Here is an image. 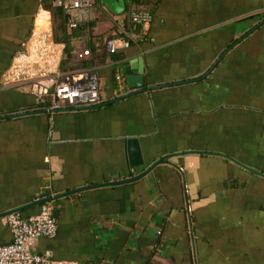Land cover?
Instances as JSON below:
<instances>
[{"label": "crops", "instance_id": "1", "mask_svg": "<svg viewBox=\"0 0 264 264\" xmlns=\"http://www.w3.org/2000/svg\"><path fill=\"white\" fill-rule=\"evenodd\" d=\"M138 7L152 9L147 26L93 0L71 56L92 55L103 101L53 110L34 86L52 89L67 56L51 13L43 0H0V212L94 184L49 200L57 232L32 250L66 264H264V0ZM112 36L127 43L101 60L99 38ZM34 43L55 71L13 74L15 55ZM87 43L94 52L81 54ZM136 56L143 80L132 86L123 61L135 74ZM130 138L143 159L133 168ZM4 215L0 243L12 240Z\"/></svg>", "mask_w": 264, "mask_h": 264}, {"label": "built area", "instance_id": "2", "mask_svg": "<svg viewBox=\"0 0 264 264\" xmlns=\"http://www.w3.org/2000/svg\"><path fill=\"white\" fill-rule=\"evenodd\" d=\"M53 3L62 8L68 30L75 29L92 19L93 0H53ZM151 19L152 14L146 9H138L130 13V21L142 27L147 26ZM122 43L127 41L122 40L120 36H112L106 39L105 48L109 53H113ZM88 52L89 50L85 48L82 49L81 54ZM14 58L12 73L23 75L24 79L34 80L46 76V72L55 71L50 52L42 43L23 46ZM24 63L27 66L22 69ZM34 65L41 68L34 72ZM34 86L40 89L38 100L41 103L48 100V104H45L47 109L87 107L99 105L103 101L97 74L89 68L67 72L61 79L55 80L52 89L38 82ZM4 221L12 233V240L0 243V264H66L64 261L52 258L46 251L40 252L30 248V244L36 238L53 237L57 232V221L49 200L40 203L38 212L30 219L23 218L17 211H11L4 215Z\"/></svg>", "mask_w": 264, "mask_h": 264}, {"label": "trees", "instance_id": "3", "mask_svg": "<svg viewBox=\"0 0 264 264\" xmlns=\"http://www.w3.org/2000/svg\"><path fill=\"white\" fill-rule=\"evenodd\" d=\"M148 1H150V0H129L128 2H125V6L123 8V11H125L126 14L129 15V19H130L129 13H131L132 11L137 10V9H142V8L147 9L146 7H138V5L145 4ZM131 2L136 5L135 8H130ZM43 7L45 9H48L51 13L52 24H53V34H54L55 40L64 43V52L67 54V56L63 60H61V64H60L61 69L65 70V71H69V70L77 69L78 67H80V68L88 67L89 62H92V60H93L92 55L89 57L74 59L71 56V45H70L71 36L74 35L75 33H77L78 29L80 27H84L86 23L79 25L75 29L68 30V28L66 27V24H65V14H64V12L60 6L55 5L53 3V0H43ZM147 10L151 12L152 9L151 10L147 9ZM99 40H100V43H98L99 45H97V46L98 47H104V51H105V42L101 44V41H102L101 38H99ZM87 45L90 48L89 52H92V51L94 52L95 47H92L93 45H90V43H87ZM104 51H102L100 53V57L102 58L101 60H104V56L107 53L106 51L105 52ZM117 51H118V49L114 53H111L116 58L118 57V55L116 53ZM76 66H78V67L76 68ZM42 104H44V105L48 104V100L43 102Z\"/></svg>", "mask_w": 264, "mask_h": 264}, {"label": "water", "instance_id": "4", "mask_svg": "<svg viewBox=\"0 0 264 264\" xmlns=\"http://www.w3.org/2000/svg\"><path fill=\"white\" fill-rule=\"evenodd\" d=\"M101 1H103L107 5V7L113 12H121L123 10V8H124L123 0H101ZM262 22H264V19H262L259 23H257V25H260ZM130 61H131V59L124 60L123 61V66H124V69H125L127 82L130 85L135 86V85L140 84L141 80H143V76H142L143 75L142 58L140 56H136L134 58V61L137 62V67H136V71H135L137 73H135V74L132 71H130L129 69H127V64ZM131 72L133 73L132 75H130ZM134 143H135V145H134ZM129 147H130V153L132 155L131 156L132 158H131V160L129 162V166L131 168H133V167H136L137 165L141 164L143 162V159H142V156H141V150L139 149L138 141L135 138H130L129 139ZM160 161L161 160L159 159L156 162H160ZM154 164L155 163L151 164L147 169L143 170L142 172L137 173L135 175H131L130 177L124 178L122 180L123 181H129V180L136 179V178L140 177L141 175L145 174L147 171H149V169ZM112 182H117V181H112ZM92 185H94V184L81 186V187H76V188H73V189H70V190H67V191H64V192L56 193L54 195H48V196H45V197H40V198L35 199V200L25 204V205H22V206H19V207H15V208H12V209H8L6 211H2V212H0V215L9 213L11 211H19L25 206L39 204V203L51 200L53 198H57V197L66 195V194H68V193H70L72 191H75L77 189H81V188H84V187H87V186H92Z\"/></svg>", "mask_w": 264, "mask_h": 264}, {"label": "rangeland", "instance_id": "5", "mask_svg": "<svg viewBox=\"0 0 264 264\" xmlns=\"http://www.w3.org/2000/svg\"><path fill=\"white\" fill-rule=\"evenodd\" d=\"M57 65V69H58V67H60V65H58V64H56ZM78 66H76V68H77ZM61 68V67H60ZM87 67H83V68H80V67H78L77 69H74V70H69V71H65V70H62V69H60V70H58L57 71V75L58 76H56V81L58 80V79H61L63 76H64V74H62L61 75V73H63V72H71V71H80V70H85Z\"/></svg>", "mask_w": 264, "mask_h": 264}]
</instances>
